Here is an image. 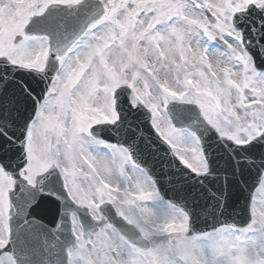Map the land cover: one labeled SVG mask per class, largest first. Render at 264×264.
<instances>
[{
	"label": "snow or ice",
	"instance_id": "snow-or-ice-1",
	"mask_svg": "<svg viewBox=\"0 0 264 264\" xmlns=\"http://www.w3.org/2000/svg\"><path fill=\"white\" fill-rule=\"evenodd\" d=\"M0 264H264V0H0Z\"/></svg>",
	"mask_w": 264,
	"mask_h": 264
},
{
	"label": "water",
	"instance_id": "water-1",
	"mask_svg": "<svg viewBox=\"0 0 264 264\" xmlns=\"http://www.w3.org/2000/svg\"><path fill=\"white\" fill-rule=\"evenodd\" d=\"M241 200H243V195L240 197Z\"/></svg>",
	"mask_w": 264,
	"mask_h": 264
}]
</instances>
